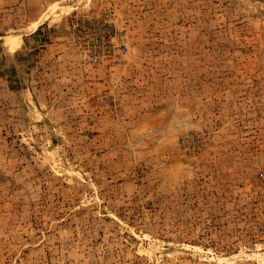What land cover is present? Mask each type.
Returning a JSON list of instances; mask_svg holds the SVG:
<instances>
[{
    "label": "rangeland",
    "instance_id": "rangeland-1",
    "mask_svg": "<svg viewBox=\"0 0 264 264\" xmlns=\"http://www.w3.org/2000/svg\"><path fill=\"white\" fill-rule=\"evenodd\" d=\"M0 264H264V0H0Z\"/></svg>",
    "mask_w": 264,
    "mask_h": 264
},
{
    "label": "built area",
    "instance_id": "built-area-1",
    "mask_svg": "<svg viewBox=\"0 0 264 264\" xmlns=\"http://www.w3.org/2000/svg\"><path fill=\"white\" fill-rule=\"evenodd\" d=\"M119 47H120V48L123 47V44H120ZM121 50H123V49H121ZM102 56H103V54H102ZM99 59H100V54H93V55L91 56V60H92V61H98Z\"/></svg>",
    "mask_w": 264,
    "mask_h": 264
}]
</instances>
